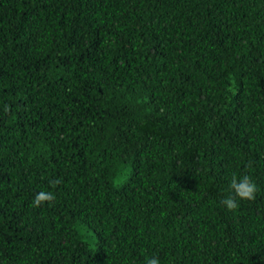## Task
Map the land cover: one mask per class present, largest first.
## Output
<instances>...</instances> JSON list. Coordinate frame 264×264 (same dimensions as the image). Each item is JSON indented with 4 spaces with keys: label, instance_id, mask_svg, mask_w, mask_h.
I'll list each match as a JSON object with an SVG mask.
<instances>
[{
    "label": "trees",
    "instance_id": "1",
    "mask_svg": "<svg viewBox=\"0 0 264 264\" xmlns=\"http://www.w3.org/2000/svg\"><path fill=\"white\" fill-rule=\"evenodd\" d=\"M153 256L264 264V0H0V264Z\"/></svg>",
    "mask_w": 264,
    "mask_h": 264
},
{
    "label": "clouds",
    "instance_id": "2",
    "mask_svg": "<svg viewBox=\"0 0 264 264\" xmlns=\"http://www.w3.org/2000/svg\"><path fill=\"white\" fill-rule=\"evenodd\" d=\"M7 110L6 106L5 111ZM59 183V179L50 182L51 187H55ZM229 187L231 193L221 201V204L229 211H236L238 209V201L255 200L256 193L258 192V186L254 182V179L247 174L239 177L236 174H233ZM55 199L56 197L53 192L40 191L33 199V207H40L45 203L52 204ZM146 264H160V261L157 257L153 256L151 258H146Z\"/></svg>",
    "mask_w": 264,
    "mask_h": 264
}]
</instances>
